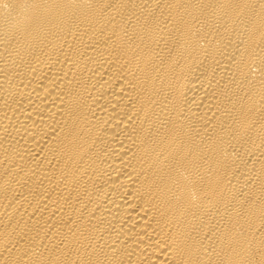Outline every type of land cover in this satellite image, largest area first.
Here are the masks:
<instances>
[{
	"label": "bare ground",
	"instance_id": "6f19581e",
	"mask_svg": "<svg viewBox=\"0 0 264 264\" xmlns=\"http://www.w3.org/2000/svg\"><path fill=\"white\" fill-rule=\"evenodd\" d=\"M0 264H264V0H0Z\"/></svg>",
	"mask_w": 264,
	"mask_h": 264
}]
</instances>
